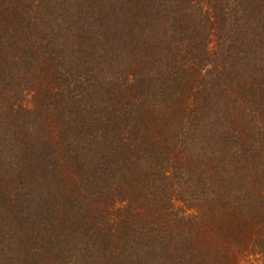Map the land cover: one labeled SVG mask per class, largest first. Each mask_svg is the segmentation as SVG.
Here are the masks:
<instances>
[{
    "label": "trees",
    "instance_id": "obj_1",
    "mask_svg": "<svg viewBox=\"0 0 264 264\" xmlns=\"http://www.w3.org/2000/svg\"><path fill=\"white\" fill-rule=\"evenodd\" d=\"M0 264H264V0H0Z\"/></svg>",
    "mask_w": 264,
    "mask_h": 264
}]
</instances>
